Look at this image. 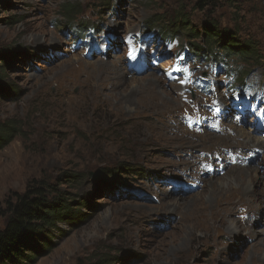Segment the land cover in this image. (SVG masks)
I'll use <instances>...</instances> for the list:
<instances>
[{
    "label": "rangeland",
    "instance_id": "obj_1",
    "mask_svg": "<svg viewBox=\"0 0 264 264\" xmlns=\"http://www.w3.org/2000/svg\"><path fill=\"white\" fill-rule=\"evenodd\" d=\"M64 1L0 0V124L15 128L0 150V210L39 178L74 205L90 201L81 208L84 224H60L67 234L55 232L56 247L32 264H92L105 256L112 264H264V195L261 203L240 195L244 186L264 193V134L255 129V122L264 124V0H214L202 12L192 9L195 0H113L108 7L76 0L78 19L98 26L81 40L61 16ZM174 11L188 15L198 33L210 15L258 43L261 65L245 75L244 86L224 75L225 62L236 66V59L194 57L188 44L199 40L182 33L170 41L146 27L149 17L171 19ZM159 95L167 98L163 105ZM232 126L254 129L262 140L247 144L241 136L235 145L262 147L245 150L256 177L231 170L221 148L197 176L183 178L185 164L202 160L200 150L224 144L206 135L223 138ZM187 129L203 131L196 134L201 147L181 143ZM208 199L187 240L190 212ZM248 204L259 211L247 223L238 207L250 210Z\"/></svg>",
    "mask_w": 264,
    "mask_h": 264
},
{
    "label": "trees",
    "instance_id": "obj_2",
    "mask_svg": "<svg viewBox=\"0 0 264 264\" xmlns=\"http://www.w3.org/2000/svg\"><path fill=\"white\" fill-rule=\"evenodd\" d=\"M98 1L99 7H108L113 0ZM64 2L60 6L64 22L74 29L78 27L79 32L86 30L88 24L77 17L81 12L79 3L76 0ZM213 2L214 0H195L192 9L202 12L209 5L211 7ZM188 19L190 17L188 18L185 13L174 11L171 19L155 15L149 17L145 24L147 28H156L161 32V37L168 36L169 39H173L183 33L187 38L199 40L188 44L187 53L194 57L208 58L210 61H215L221 56L224 59H236L239 64L233 66L227 62L226 70L229 74L234 72L237 83L241 84L252 68L261 65L258 43L256 44L251 36L241 38L240 29L220 27L210 15H207L198 33L197 30L194 31ZM90 26L97 30V25ZM4 66L3 62L0 63V74H4ZM13 94L16 95L15 92ZM16 98L13 97L14 100ZM14 129L10 122L0 124V150L10 142ZM129 170L137 175L136 169ZM114 172L111 170L108 173L112 175ZM70 199L63 198L61 192L44 178L29 180L22 193H15L12 199H6L4 208L0 210V218H3L0 226V264H32L37 257L48 254L56 247L55 232L62 236L67 234L59 227L60 224H66L71 229L84 224L88 215L83 213L81 208L85 206L88 209L90 205L88 197L80 198L76 205L72 203V197ZM112 262L113 259L105 256L92 264Z\"/></svg>",
    "mask_w": 264,
    "mask_h": 264
},
{
    "label": "bare ground",
    "instance_id": "obj_3",
    "mask_svg": "<svg viewBox=\"0 0 264 264\" xmlns=\"http://www.w3.org/2000/svg\"><path fill=\"white\" fill-rule=\"evenodd\" d=\"M52 39V38H51ZM99 64V62H98ZM94 65V64H93ZM101 67H103V65H101ZM91 68H92V65H91ZM94 69V68H93ZM123 70V69H122ZM96 71V69H95ZM114 71V70H112ZM116 72V76L118 77H122L123 74L121 73L120 71V74L118 73V71H114ZM96 73V72H95ZM112 73V72H110ZM113 75V74H112ZM157 82V79L155 77H153V82ZM144 89V88H143ZM147 89V88H146ZM158 93L154 92L153 95H157ZM167 98H164L162 96L159 95L158 97V100L162 102V105L164 104V100H166ZM171 102V101H170ZM229 120V119H228ZM205 122V121H204ZM192 124V123H191ZM197 125V124H196ZM195 125V126H196ZM234 127L233 128H230L227 133L224 135V137H220L219 135H216V134H212L211 132L209 133V130L206 131L208 132L209 134L206 135V137L209 138V140H213V141H219L220 143H224L222 145H218V144H211V148L209 149H205L204 151L203 150H200L201 152V161L199 162H188V164H185L187 165L186 168H184L183 170H181L180 174H182V177L185 178L186 176H189V175H198L199 172L202 171L201 167L202 165H209V162L208 160L209 159H215L217 158L221 152H219V150L222 148L224 151H227L228 152V155H229V158H230V161H231V170H240L242 171L243 173H246L248 175H250V180H252L253 177H256L255 176V173L254 172H248V166H246V164L244 163V158H245V150L246 149H249L251 150L252 148H255L257 149L258 151H260L262 149V147L258 146V145H255V146H235L236 144H239L240 143V139H241V136H248L247 138V144L249 143H252L254 141H256L257 143H260L262 142V140H260L258 138V136H255L254 135V129H244L242 127H235V126H232ZM211 128V127H210ZM219 129V128H218ZM188 130V129H187ZM202 131V130H201ZM199 131V132H201ZM198 131H194V130H188V135L186 136H179V138L181 139V143L182 144H186L188 147L190 148H193L195 146V144H198L200 145V147L202 146V143L198 140L196 134ZM203 132V131H202ZM186 137V138H184ZM201 137V136H200ZM204 137V136H203ZM200 139V138H199ZM202 139V138H201ZM206 141V140H205ZM233 142L232 143V146H226L225 144H228L229 142ZM181 145V144H179ZM185 146V145H184ZM196 148H199V147H196ZM196 148H193V149H196ZM253 152V151H252ZM197 155V154H196ZM204 156H206V158H204ZM191 157V156H190ZM198 157V156H197ZM228 158V159H229ZM242 158V159H241ZM219 159V158H218ZM222 159V158H221ZM186 161V159H184ZM190 160V159H189ZM257 160V159H256ZM220 161V160H219ZM221 162V161H220ZM184 163V162H182ZM249 163V162H248ZM256 163V162H255ZM229 164V163H228ZM208 167V166H207ZM240 167V168H238ZM210 168V167H209ZM263 168V167H262ZM227 169V168H226ZM180 170V169H179ZM204 170V169H203ZM259 170V169H258ZM254 171V170H253ZM247 176V175H246ZM213 177V176H212ZM235 177V176H234ZM248 177V176H247ZM234 180V179H233ZM245 180V178H242V180H238V179H235L234 183H236L237 185L239 183H242L243 181ZM199 181H200V188H202L204 185V181L205 179L204 178H199ZM221 184V183H220ZM264 188V186H263ZM242 190H245L244 192L240 193V190L238 191V193H240V195H245L248 199L251 198L252 201L254 203H261L263 202V200H259L261 197H263L264 193L260 194L259 192H255L254 190H250L248 187L244 186L242 187ZM252 194L255 195L257 198L254 199L252 198ZM260 194V196H259ZM238 195L239 194H232V198H237L238 199ZM251 196V197H250ZM246 199V198H245ZM227 201L230 202V199L227 198ZM212 200L208 199V200H204L203 204L201 206H198L197 208H193V211L190 212V219H191V222L188 224L189 227H187V232H186V235H185V238L187 240H189V238H191V234L194 230L198 229V223L195 222V219L199 216H201L200 213H202L207 207H209V205L211 204ZM245 203V202H249L248 200H244V199H240L239 201H237V203H241L242 204ZM240 204V205H241ZM247 204V203H245ZM249 206V204H248ZM228 204L226 203L223 207L225 213H228ZM250 208V206H249ZM255 210H257L256 212L259 211V208L256 206L255 209H251L250 210L246 207V206H239L238 207V211L240 212V214L242 215L240 218L242 220V222H247V217L249 216V214H251L252 212H255ZM204 215V213H203ZM203 220V219H202ZM230 221V225L229 227L231 229H237V226H236V223L234 220H229ZM248 223V222H247ZM247 229V233L250 235V236H253V235H256V232H254L253 230H251L249 227L246 228ZM185 244V243H183ZM255 259V258H254ZM257 260V259H256Z\"/></svg>",
    "mask_w": 264,
    "mask_h": 264
},
{
    "label": "snow or ice",
    "instance_id": "obj_4",
    "mask_svg": "<svg viewBox=\"0 0 264 264\" xmlns=\"http://www.w3.org/2000/svg\"><path fill=\"white\" fill-rule=\"evenodd\" d=\"M177 70H181V69H177ZM182 71L187 72V69H183ZM182 82H186V81H182Z\"/></svg>",
    "mask_w": 264,
    "mask_h": 264
}]
</instances>
